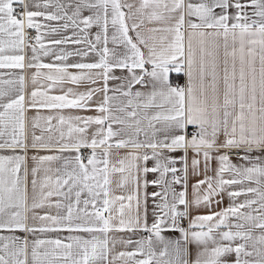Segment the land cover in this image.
Listing matches in <instances>:
<instances>
[{"label": "snow or ice", "instance_id": "obj_1", "mask_svg": "<svg viewBox=\"0 0 264 264\" xmlns=\"http://www.w3.org/2000/svg\"><path fill=\"white\" fill-rule=\"evenodd\" d=\"M14 5H19L20 10ZM38 18L63 23L53 27L38 22ZM146 24L160 26L146 28V35ZM185 25L190 29L187 42ZM26 27L37 33L35 44L28 43L32 56L27 67L37 69L32 75L33 84L41 76L52 85L98 81L103 84L85 92L69 88L66 94L58 96L32 91L29 107H37L39 103L40 107L50 109H89L94 94L103 93V98L95 106L99 115L59 117V124L67 125V130L61 127L57 143L65 137L68 140L60 151L73 149L77 155L64 159L62 168L55 170V179L47 175L52 169H45L38 197L36 176L40 166L61 157L32 158L38 163L31 169L34 195L30 208L27 169L23 176L20 174L26 156H0V229L70 233L63 239L37 238L31 242L0 236V264H113L115 259L124 260V264H190L189 243L197 246L191 264H264V0H139L138 6L128 0H0V68H25ZM93 27L99 29L94 34ZM45 28L49 33L71 31L70 36L52 40L51 44L82 47L74 51L61 48L56 52L44 43L45 33L41 30ZM8 51L19 54H6ZM90 54H95L98 62H40L41 56L54 55L57 61L65 62L72 56L83 58ZM45 68L48 74L39 71ZM70 68L81 71L74 74ZM114 69L126 70L128 75L117 77ZM170 73L182 74L186 82L173 84ZM110 80L120 83L109 88ZM18 82L19 94L7 102L3 101L9 93L0 89V138L11 129L9 141L0 143V148L28 147L25 77L21 75ZM138 84L147 91H133ZM36 119L50 122L54 117ZM92 125L97 127L89 138ZM113 125L118 127L114 129ZM189 126L197 129L190 139ZM141 134L143 140L139 139ZM221 134L223 141H219ZM114 137L119 139L113 145L110 141ZM114 146L152 151L150 155L130 152L116 167L111 163L109 151ZM31 147L51 145L44 142L43 136L33 133ZM81 148L91 149L90 155L83 157ZM160 149L185 150L183 177L176 174L178 169L173 166L176 160ZM188 149L196 156L203 155L206 165L212 158L208 149L243 150L240 156L243 163L239 165L232 162L227 152L216 157L219 163L216 178L206 177L194 185L195 207L219 204L214 197L226 187L246 182L249 186L229 191L233 203L228 207L191 216L187 193ZM254 151L260 154L254 156ZM150 158L155 160L151 168L147 167ZM199 164L200 160L194 158L193 170ZM114 172L126 173L122 183L131 180L136 189L133 194L112 196L110 175ZM149 172L159 173L151 184L160 188L151 194L155 201L151 225L147 218V193L143 214L139 194L141 173L146 189ZM169 173L171 180L167 179ZM225 173H231L232 178L225 179ZM182 180L184 190L177 192L173 185ZM53 196L62 198L54 205L47 204L54 206L57 214L33 215L34 220L45 223L39 228L27 225L26 212L44 208ZM241 196L246 198L236 203ZM125 200L127 205L123 203ZM117 201L121 202L118 218L113 215ZM132 201L136 202L135 214L126 216L125 209L132 208ZM185 220L187 228L183 226ZM113 230H143L148 235L135 241L134 251L119 252L109 259L112 248L108 234ZM166 230L178 231L181 238H166L162 234ZM73 233H86L89 238ZM233 254L234 259H230Z\"/></svg>", "mask_w": 264, "mask_h": 264}, {"label": "crops", "instance_id": "obj_2", "mask_svg": "<svg viewBox=\"0 0 264 264\" xmlns=\"http://www.w3.org/2000/svg\"><path fill=\"white\" fill-rule=\"evenodd\" d=\"M42 2V0H41ZM129 3H133L136 6L139 5V0H128ZM193 2H196V0H193ZM36 10V9H32ZM42 10V9H41ZM127 11V9H125ZM219 11V10H217ZM234 11V9L230 10ZM251 11V9H249ZM84 15H88L87 12L84 13ZM187 19V18H186ZM195 19V18H193ZM38 22L41 23H47L53 27L58 26L59 24L63 23L62 21H43L42 18H38ZM160 26L158 24H146L145 26V33L148 35L146 32V28L148 27H156ZM99 29L96 27H93L91 29V32L94 34L96 31ZM36 31V30H35ZM45 33L44 36V43L47 47L53 48L56 52H59L61 48L65 49L66 51H74L78 47H82L79 45H72V44H66V45H53L51 44L52 40L56 39H62L64 36H70L71 31L67 32H60V33H49L48 29H42ZM185 37L187 42V33L190 31V29L187 28V25H185ZM37 34V33H36ZM35 44V43H33ZM109 47H112L111 44H109ZM146 52V49H145ZM6 54H19L14 53L12 51L6 52ZM24 55H25V68L24 69H19V68H0V89L6 91L9 93L8 96L4 98L3 102H7L9 98H15L19 94V89H20V84L18 82V78L23 75L25 77V83H24V95H25V140L26 143L28 144V147L25 149H21L19 147L16 148H9V147H3L0 148V156H16V155H24L26 156V161L25 164L22 166L21 169V176L24 175L25 169L28 171V193H27V203L28 207H31L32 199H33V190L31 186V180H32V174H31V169L33 167L37 166V161L33 160L32 158L34 156L39 157V156H48V155H56L60 156L61 159L57 161H53L51 163H45L40 166V171L36 176L37 182H38V187L36 190V195L38 197L39 194V184L43 182V179L45 177V169L51 168L52 171L47 173V175H51L53 179H55L56 172L55 170L57 168H62L63 162L65 158H73L77 153L73 149H68L64 151H60V147L62 144L67 143V137H65L64 141H60L57 143L59 140V134H60V129L63 127V129L66 131L67 130V125L61 126L59 124V117L64 116V117H75V116H82V117H87V116H96L99 115V113L96 111L95 106L102 101L103 98V93H96L93 96V99L89 102L91 107L89 109H77V108H63V109H50V108H45V107H40L39 103L37 104V107H29V102L31 99V92L32 91H42V92H47L48 95L50 96H58V95H64L67 93V90L69 88H72L73 91L75 92H85L90 88H97V87H102V81H98L96 84H91L90 82H83L79 85L72 84L70 82H65L63 84L57 83L55 85H52L51 81H48L45 79L44 76H41L38 78L37 82L35 84L32 83V75L37 71V69L34 68H28L27 64L31 61V50L30 47H28V43H26L25 49H24ZM40 62L49 64V63H54V64H60V63H93V62H98V57L95 54H90L88 57H79V56H72L69 57V59L65 62L57 61L55 59L54 55H49V56H41ZM150 67V66H149ZM42 73L48 74L49 70L48 69H40ZM70 72L74 74H78L81 70L80 69H75V68H70ZM86 71V70H85ZM99 71V70H93ZM113 74L117 77H124L127 76L128 73L126 70H121V69H114ZM183 76L182 74H176V73H170V79L172 80L173 84H179L178 79ZM185 82H186V77L184 76ZM8 81H13V83L9 84L7 83ZM120 81L118 80H110L109 81V88H113L116 85H118ZM136 90H141V91H147V89L142 88L141 85H136L133 91ZM109 95H112L110 92ZM71 98V97H70ZM40 98H38L39 101ZM123 99V98H122ZM2 111V109H0ZM54 117L50 122L47 121L46 119H39L37 120V117ZM34 123H39V127H33ZM96 125H92L91 128L89 129V138L91 132H93L96 129ZM114 129L117 128V125H113ZM51 129V131H48V129ZM195 126H189L187 129L188 132V138H191V134L196 131ZM11 132V129L9 128L8 130L5 131V135L0 138V143H4L5 141H9V133ZM33 133H35L36 136H43L44 137V142L45 143H50L51 147L49 148H32L31 144L33 143ZM51 137V140L49 138ZM123 138H127L126 136ZM119 139V137H114L111 143L113 145L116 143V141ZM140 140L144 139L143 134L140 135L139 137ZM224 137L223 134L220 135L219 141H223ZM83 149V148H81ZM80 149V150H81ZM205 149H201V152H203ZM229 149H208L212 153V158L207 162L204 160L203 155L196 156L195 152L192 149L187 150V162H188V177H187V193H188V200H189V213L191 216L195 215H204V214H209L210 212H216L220 211L223 208L228 207L230 204L233 203L232 199L228 196L229 191H236L239 190L242 187L249 186L247 182L245 185H232L230 187H226L225 191L221 193L219 196L214 197V200H219L220 203L216 204L213 203L211 207L201 205L199 208L195 207L192 204V201L194 199V185L197 184L198 181L204 180L206 177H213L214 179L216 178V171L219 167L218 160L216 157L219 154H222L223 152H227ZM97 151H102V149H97ZM109 151L112 153V156L110 157L111 163L115 165L116 167H119L118 161L121 158L126 157L130 152H139L141 154L147 152L149 155L151 154V149H133L131 147H125V148H117V147H112L109 149ZM159 151H163L166 156H168L171 159L176 160V164L173 165L175 168L178 169V172L176 173L177 175L183 177V167H184V160L182 159L185 155V150L184 149H176V150H169V149H160ZM243 150H239L238 154H229L231 157V160L235 164H241L243 163L240 159V156L242 155ZM91 153V149H90ZM228 153V152H227ZM259 152L254 151L253 155H259ZM199 159L200 164L198 167L193 170L192 168V160L193 159ZM86 162V160H85ZM141 167H143V162L141 161ZM155 166V160L154 159H149L147 161V167L151 168ZM126 175V173H119V172H114L110 175V180H111V185H110V192L113 197L117 196H128L130 194H133L135 192V185L132 183L131 180L128 181V183L123 184V178ZM171 173L168 174L167 179L171 180ZM159 176V173H152L149 172L147 174L146 179L149 181L148 187L145 189L143 187V180L145 179L143 173H141V186L139 189V194H140V211L141 214H143V210L145 208V203H144V198H145V192L147 193V218H148V223L151 225V223L154 220L153 217V212L155 208V201L152 198V193L156 191H160V188L158 186H154L151 184L152 180L157 179ZM225 179L232 178L231 173H225L224 176ZM251 186H255L252 184ZM173 187L176 189L177 192L183 191L184 190V182L180 184H175ZM206 188V185H204L201 188V192L203 193L204 189ZM246 197L241 196L239 197L235 202L239 203L243 201ZM59 199H62L60 197L53 196L49 199L48 202H46V206L44 208H37L34 210H30L26 212V221L25 223L29 226H35L39 228L42 226L43 223L40 220H34L32 217L33 215H44L45 213H49L51 215H56L58 210L53 206V207H48L47 204H55V202ZM121 202L117 201L114 210H113V215L117 216L118 218V210H119V204ZM125 205L128 204V201L125 200L123 201ZM181 210H183V206H180ZM136 210V202L132 201V208L125 209V214L126 216L131 214L134 215ZM63 214V213H62ZM234 222V220H233ZM183 226L187 228L188 226V221L185 220L183 221ZM70 233H68L66 230L62 231H57V232H45V233H28L19 229H13V230H8V229H0V236H15L19 237L21 239H28L29 242H31L34 239L40 238V239H55V238H61L63 239L64 237L68 236ZM73 234H78V235H83L85 238H89L88 234L86 233H73ZM166 238L169 239H180L181 234L178 231H169L166 230L162 233ZM110 237V248H112V252L109 256V259H112L113 257L117 256L119 252H125V251H134L136 248L135 241L140 240L148 235V233L144 232L143 230H135V231H117L113 230L109 234ZM128 240H132L133 244H127L125 243ZM114 242V246H113ZM188 247V260L191 261L195 259L196 254H197V246L194 244L189 243ZM139 258V257H137ZM230 259H234V254L232 257H229ZM113 264H124V260L122 259H115ZM131 264V262H129Z\"/></svg>", "mask_w": 264, "mask_h": 264}, {"label": "built area", "instance_id": "obj_3", "mask_svg": "<svg viewBox=\"0 0 264 264\" xmlns=\"http://www.w3.org/2000/svg\"><path fill=\"white\" fill-rule=\"evenodd\" d=\"M14 7L17 8V10L19 11L20 10V6L19 5H14ZM25 35L26 37L28 38L26 43H35V40H34V37L36 36V31L35 29H28L27 27L25 28ZM178 83L180 85H183L185 83V79H184V76H181L179 79H178ZM228 154H238L239 153V150L237 149H231V150H227ZM80 153L83 155V157H87L90 155V149L89 148H83L80 150Z\"/></svg>", "mask_w": 264, "mask_h": 264}]
</instances>
